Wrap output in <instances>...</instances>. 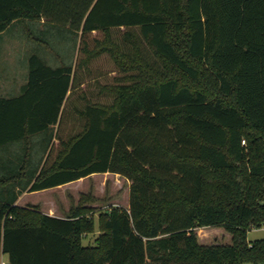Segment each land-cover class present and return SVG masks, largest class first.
Returning <instances> with one entry per match:
<instances>
[{"label": "trees", "instance_id": "trees-1", "mask_svg": "<svg viewBox=\"0 0 264 264\" xmlns=\"http://www.w3.org/2000/svg\"><path fill=\"white\" fill-rule=\"evenodd\" d=\"M16 25L34 51L0 95V257L264 264V238L246 236L264 226V0H0V34ZM101 55L117 74L93 99L78 70ZM106 171L130 180L129 202L99 212L93 244L83 203L64 217L14 203ZM206 226L231 241H200Z\"/></svg>", "mask_w": 264, "mask_h": 264}, {"label": "rangeland", "instance_id": "rangeland-1", "mask_svg": "<svg viewBox=\"0 0 264 264\" xmlns=\"http://www.w3.org/2000/svg\"><path fill=\"white\" fill-rule=\"evenodd\" d=\"M19 27L20 25H16L0 34V95L10 94L25 82L27 58L34 51L33 42L25 37L27 32ZM120 32V29H113V33L117 38ZM95 35L96 33L92 32L87 36L89 45H92V38ZM88 69L89 72L85 69L78 70L83 85L79 86L77 90L84 89L83 91L91 95V98L96 99V95L91 94L94 79L102 82L112 81L114 75L117 74V70L107 55H101L93 59ZM103 97V95H100L98 99L105 100ZM74 102L80 103L77 97ZM94 174V176L86 178L82 182H72L58 188L28 192L24 198L27 201H23L26 202L24 205L26 207L35 206L40 210V206L52 201L57 209L56 212L62 213L63 211L67 214L71 206L79 202L83 203V205L90 208L88 215L94 219L95 224L93 231L84 233L82 243L93 244L100 232L97 221L99 212L111 206L128 207L130 182L124 176L116 173L100 174L96 172ZM82 196H87V198L84 201H78L82 199ZM33 202L38 204L35 205ZM197 233L202 242L221 243L231 241V234L221 226L202 227L197 229ZM246 236L248 241L264 238V226L248 230ZM4 256L6 257V255ZM242 264L253 263L244 261Z\"/></svg>", "mask_w": 264, "mask_h": 264}, {"label": "crops", "instance_id": "crops-1", "mask_svg": "<svg viewBox=\"0 0 264 264\" xmlns=\"http://www.w3.org/2000/svg\"><path fill=\"white\" fill-rule=\"evenodd\" d=\"M30 42H32L31 40H30ZM52 62V61H51ZM54 62V61H53ZM25 73H26V71H25ZM22 84H20L18 87H17V89L15 90V91H12V92H10V94H17L18 92H19V90H20V86H21ZM7 95V94H6ZM97 173H100V174H105V173H113V172H108V171H106V172H97ZM116 174H118V173H116ZM95 174L94 173H91V174H89V175H86V176H84V177H80V178H78V179H75V180H72V181H68V182H65V183H62V184H58V185H55V186H52V187H48V188H44V189H52V188H58V187H62V186H66V185H69V184H71L72 182H78V181H80V182H82L84 179H86V178H89V177H91V176H94ZM119 175H121V174H119ZM122 176V175H121ZM130 181V180H129ZM130 183V182H129ZM41 190V189H40ZM33 191H37V190H33ZM28 192H32V191H30V190H27V188L25 189V190H23L22 192H20L19 194H18V196H17V198H16V200H15V204H17V205H20V206H25L24 204L26 203V202H23V201H27V200H24V198H25V195L28 193ZM30 203H32V202H30ZM35 205L36 204H38L37 202H33ZM41 207V211L42 212H44V213H47V214H50V215H55V216H59V217H64L65 215H66V213L65 212H63L62 211V213H58V212H56V207H55V205H54V203L52 202V201H50V203H46L45 205H43V206H40ZM68 209V208H67Z\"/></svg>", "mask_w": 264, "mask_h": 264}, {"label": "built area", "instance_id": "built-area-1", "mask_svg": "<svg viewBox=\"0 0 264 264\" xmlns=\"http://www.w3.org/2000/svg\"><path fill=\"white\" fill-rule=\"evenodd\" d=\"M0 264H10V261L7 259V257H5L4 255H2L0 257Z\"/></svg>", "mask_w": 264, "mask_h": 264}]
</instances>
